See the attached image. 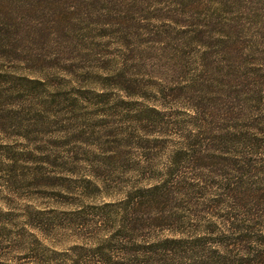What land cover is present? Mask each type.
Here are the masks:
<instances>
[{
    "label": "trees",
    "instance_id": "1",
    "mask_svg": "<svg viewBox=\"0 0 264 264\" xmlns=\"http://www.w3.org/2000/svg\"><path fill=\"white\" fill-rule=\"evenodd\" d=\"M88 1L99 6L90 32L97 40L114 36L121 52L106 59L104 51L97 59L90 54L88 65L56 59L46 67L93 79L102 91L90 95L113 118L125 117L124 128L105 137L112 147H98L91 158L101 155L105 167L94 188L123 184L111 181L115 171L127 190L87 212L49 213L43 238L52 233L71 242L52 251L36 240L29 264H264V37H254L237 17L222 19L254 2L165 0L170 78L165 94L158 88L160 96L137 102L136 79L146 76V65L137 68L128 43L140 20L133 6L147 0ZM18 3L0 0V7ZM112 89L121 96L109 102ZM160 147L162 171L148 177V156ZM134 151L142 162L131 161Z\"/></svg>",
    "mask_w": 264,
    "mask_h": 264
},
{
    "label": "rangeland",
    "instance_id": "2",
    "mask_svg": "<svg viewBox=\"0 0 264 264\" xmlns=\"http://www.w3.org/2000/svg\"><path fill=\"white\" fill-rule=\"evenodd\" d=\"M58 1L22 0L7 10L0 7V34L5 37L0 35V264H29L38 250L36 240L52 251L66 248L70 238L42 236L47 229L42 221L49 219V213L87 212L91 205L122 199L127 190L126 180L115 171L111 181L117 177L123 184L94 188L105 167L101 155L91 158L98 147L100 152L112 147L105 144V137L121 131L125 117L113 118L90 95L102 91L93 79L46 67L55 65L56 59L64 66L70 62L88 65L90 54L97 59L105 52L106 59L121 49L116 50L114 36L97 40V31L90 32L98 5L91 7L88 0ZM156 1L147 0L132 9L140 20L128 45L136 53L137 68L146 65L142 72L146 76L136 79L137 102L160 96L155 92L158 88L165 94V81L170 78L165 79V0ZM247 1L254 2L247 6L250 10L227 13L222 19L237 17L254 37H264V0ZM89 38L95 39V46ZM107 95L109 102L121 96L113 89ZM138 156L134 151L131 161L142 162ZM148 163V177L161 173L165 150L154 151ZM139 166L138 173L143 172V164ZM59 241L67 242L57 246Z\"/></svg>",
    "mask_w": 264,
    "mask_h": 264
}]
</instances>
